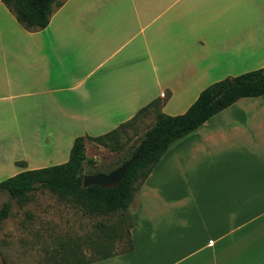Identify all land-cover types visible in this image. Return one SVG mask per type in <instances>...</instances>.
<instances>
[{"label":"crops","instance_id":"obj_1","mask_svg":"<svg viewBox=\"0 0 264 264\" xmlns=\"http://www.w3.org/2000/svg\"><path fill=\"white\" fill-rule=\"evenodd\" d=\"M263 65L264 0H61L33 31L0 1V181L66 161L75 136L155 97L180 114L208 84ZM129 205L132 249L82 264H264V93L173 141Z\"/></svg>","mask_w":264,"mask_h":264},{"label":"trees","instance_id":"obj_2","mask_svg":"<svg viewBox=\"0 0 264 264\" xmlns=\"http://www.w3.org/2000/svg\"><path fill=\"white\" fill-rule=\"evenodd\" d=\"M14 19L23 28L33 31L46 26L52 12L60 6L61 0H0ZM264 93V65L234 76H225L202 88L196 98L180 114L168 115L160 111L161 99L153 98L138 108L127 120L119 123L113 129L97 135H79L72 140L66 161L45 167L18 172L0 181V192H6L9 198L23 202L32 190L45 188L57 198L70 202L84 213L100 216H117L114 224L103 233L119 236L124 232L126 247L107 252L104 242H95L99 255L87 260L106 258L132 249L129 228L133 221L128 211L129 202L141 181L148 175L165 149L176 139L197 128L214 113L225 108L236 99L245 96H257ZM153 114V121L143 132L138 143L132 147L129 154L119 162L122 163L133 154L136 158L128 165L122 177L112 186L98 185L82 186V176L100 171H83L85 165H93L92 157L85 156L84 141H90L118 151L123 144L118 142V136L124 128L133 125L147 113ZM117 164L116 166H118ZM115 166V167H116ZM114 168V167H113ZM9 212V203L0 205V222ZM127 219L126 226L122 223ZM4 264V263H2Z\"/></svg>","mask_w":264,"mask_h":264},{"label":"rangeland","instance_id":"obj_3","mask_svg":"<svg viewBox=\"0 0 264 264\" xmlns=\"http://www.w3.org/2000/svg\"><path fill=\"white\" fill-rule=\"evenodd\" d=\"M153 114L147 113L133 125L124 128L118 142L123 144L118 151H112L96 143L85 140V154L93 158V165H85L83 171L106 173L123 160L141 138L143 132L152 124ZM8 201V215L0 222V259L6 264H15L23 258L31 264H63L87 260L100 253L95 244L104 242L107 252L126 247V237L122 231L119 236L103 233L116 221L117 216H100L84 213L70 202L61 200L45 188L32 190L23 202L9 198L0 192V205ZM128 211L131 212L129 205ZM127 219L122 223L126 226ZM15 232L35 238L39 243L37 251H18ZM44 244L46 247H43ZM5 245V246H3ZM42 249H44L42 251Z\"/></svg>","mask_w":264,"mask_h":264},{"label":"water","instance_id":"obj_4","mask_svg":"<svg viewBox=\"0 0 264 264\" xmlns=\"http://www.w3.org/2000/svg\"><path fill=\"white\" fill-rule=\"evenodd\" d=\"M137 153L133 154L120 163L118 166L114 167L110 171L103 173H95V174H85L82 176L81 185L89 186V185H98L103 187H110L114 185L123 175L124 171L128 167V165L136 158Z\"/></svg>","mask_w":264,"mask_h":264}]
</instances>
